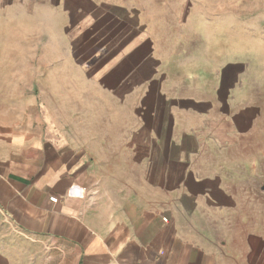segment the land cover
<instances>
[{"label":"crops","instance_id":"crops-1","mask_svg":"<svg viewBox=\"0 0 264 264\" xmlns=\"http://www.w3.org/2000/svg\"><path fill=\"white\" fill-rule=\"evenodd\" d=\"M150 8L0 0V264H264L251 83L182 92Z\"/></svg>","mask_w":264,"mask_h":264},{"label":"rangeland","instance_id":"rangeland-1","mask_svg":"<svg viewBox=\"0 0 264 264\" xmlns=\"http://www.w3.org/2000/svg\"><path fill=\"white\" fill-rule=\"evenodd\" d=\"M145 1L151 4L148 28L153 51L177 66L170 76L185 83L182 92L206 96L208 80L227 82V62L238 63L244 71L232 67L229 80L233 85L250 82L243 98L257 105L256 115L264 114V0ZM39 76L42 87L43 80L53 79L54 74ZM34 91L46 101L51 92L63 89Z\"/></svg>","mask_w":264,"mask_h":264},{"label":"built area","instance_id":"built-area-1","mask_svg":"<svg viewBox=\"0 0 264 264\" xmlns=\"http://www.w3.org/2000/svg\"><path fill=\"white\" fill-rule=\"evenodd\" d=\"M56 200H57V198H55V197H50V201L55 202Z\"/></svg>","mask_w":264,"mask_h":264}]
</instances>
